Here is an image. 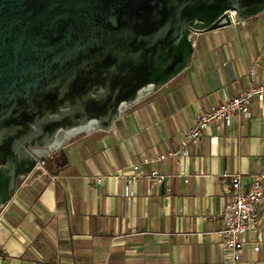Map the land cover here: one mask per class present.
<instances>
[{
	"label": "crops",
	"instance_id": "1",
	"mask_svg": "<svg viewBox=\"0 0 264 264\" xmlns=\"http://www.w3.org/2000/svg\"><path fill=\"white\" fill-rule=\"evenodd\" d=\"M263 78L264 11L195 34L181 73L111 129L65 138L47 174L19 186L0 212V264H224V223L210 216L228 199L223 172L248 181L262 168L264 101L252 102L249 117L213 123L187 155L181 140L210 104ZM155 170L165 180H153ZM258 212L264 240V199ZM243 239L241 264H264V243L257 252L251 231Z\"/></svg>",
	"mask_w": 264,
	"mask_h": 264
},
{
	"label": "water",
	"instance_id": "2",
	"mask_svg": "<svg viewBox=\"0 0 264 264\" xmlns=\"http://www.w3.org/2000/svg\"><path fill=\"white\" fill-rule=\"evenodd\" d=\"M264 0H0V211L79 128L108 130L189 64L194 35ZM49 152V153H50Z\"/></svg>",
	"mask_w": 264,
	"mask_h": 264
},
{
	"label": "built area",
	"instance_id": "3",
	"mask_svg": "<svg viewBox=\"0 0 264 264\" xmlns=\"http://www.w3.org/2000/svg\"><path fill=\"white\" fill-rule=\"evenodd\" d=\"M228 15L232 24H235L237 22L236 11L230 10L228 11ZM254 100L258 102L264 101V78L259 82L249 83L237 95L226 96L222 101L210 104L206 109L197 114L194 126L185 132L181 140L182 150L180 154L187 155L188 144L196 143L203 132L213 123L221 121L228 122L233 114L249 117L251 115V105ZM48 162L49 160L47 158H40L37 161L35 170L40 169L41 172H45V167ZM133 170L136 171L134 174L125 177V190L127 194H130L132 179L139 178L138 166L135 165ZM29 175L23 180L26 181ZM149 176L153 180H165V175L159 174L157 170L152 171ZM223 176L229 178L226 186L228 199L223 211L219 214H212L210 219L214 221L222 220L224 223L223 230L219 232L221 236V256L224 264H241L245 246L243 239L245 232L249 230L255 236V242L253 244L255 251H260L264 243L260 234L261 217L258 212L259 205L264 199V163L259 171L249 174L248 181H244V176L240 173H229L225 171L223 172Z\"/></svg>",
	"mask_w": 264,
	"mask_h": 264
},
{
	"label": "rangeland",
	"instance_id": "4",
	"mask_svg": "<svg viewBox=\"0 0 264 264\" xmlns=\"http://www.w3.org/2000/svg\"><path fill=\"white\" fill-rule=\"evenodd\" d=\"M238 22H240V21H238L237 20V22L236 23H238ZM40 158H42V159H44V158H47L49 161L50 160H53V159H55V160H57L58 159V157L57 156H54V152H50L49 153V155L48 156H41ZM49 167V162L46 164V167H45V172H41L40 171V169H34L32 172H31V174L29 175V177L26 179V182L27 183H31L32 181H34L35 179H38L39 177L41 178L42 176H44V175H46L47 174V168ZM25 182V180H22L21 182H20V184H19V186L22 184V183H24Z\"/></svg>",
	"mask_w": 264,
	"mask_h": 264
},
{
	"label": "bare ground",
	"instance_id": "5",
	"mask_svg": "<svg viewBox=\"0 0 264 264\" xmlns=\"http://www.w3.org/2000/svg\"><path fill=\"white\" fill-rule=\"evenodd\" d=\"M81 130H84V128H79V129H77V130L71 131V132H70L71 134H69V133L66 134V135L64 136V139L67 138V137H69V136L72 135L73 133L78 132V131H81ZM64 139H63V140H64ZM58 143L61 144L62 141H61V140H57V143H55V144H58ZM49 152H50V151H48V150H47V151H40L39 155H40V156H47V155H49Z\"/></svg>",
	"mask_w": 264,
	"mask_h": 264
}]
</instances>
